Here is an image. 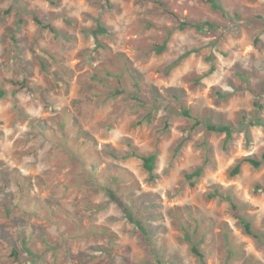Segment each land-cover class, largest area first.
<instances>
[{
    "label": "rangeland",
    "instance_id": "1",
    "mask_svg": "<svg viewBox=\"0 0 264 264\" xmlns=\"http://www.w3.org/2000/svg\"><path fill=\"white\" fill-rule=\"evenodd\" d=\"M211 1L0 0V264H264V0Z\"/></svg>",
    "mask_w": 264,
    "mask_h": 264
},
{
    "label": "trees",
    "instance_id": "2",
    "mask_svg": "<svg viewBox=\"0 0 264 264\" xmlns=\"http://www.w3.org/2000/svg\"><path fill=\"white\" fill-rule=\"evenodd\" d=\"M215 6V1H211ZM164 7V5H163ZM217 8H219L218 6H216ZM164 14L167 15L168 17L172 18L175 22L179 23L181 27H187V26H191L196 28L197 30H204L206 28H214L215 24H212L210 22H204V23H196V22H192V23H188L185 22L183 20L180 19V16L178 13L173 12L167 8H164L163 10ZM102 32H105L104 28H101ZM259 45V41L258 39L256 40V46ZM164 47H160L159 52L163 51ZM182 114L190 119L193 120V125L191 127L192 131H194L195 129H197L199 126H201L202 124L205 125V127L212 132H219V133H224L226 135V139L227 141L230 140L232 138V128L229 125H215L212 124L211 122H207V121H203L202 119H200L198 116L193 115L188 109H183L182 110ZM97 158H99L98 156H96ZM141 158V160L143 161V165L144 168L150 173L151 176H153V172L155 169V161H156V157L155 155H149V156H138ZM264 161V152L261 155V159H254L251 157H245L242 158L241 160H239L237 162V164L235 165V167L232 169V176H236L238 174H240L241 172V168L243 163H250L252 164L255 168H259L262 165V162ZM202 175V169H197L196 171H194L193 173H186L185 178L189 181H191L194 178H198ZM191 185H195L194 182H191ZM108 190V196H110V198L116 202L118 204V206L120 207V209L123 211V213L125 214V217L132 223H135L138 227H143L141 222L138 220V218L136 217V214L131 210L128 209L125 204H124V200L117 194L116 190H114L113 188H106ZM230 201L231 204V213L234 217H237L241 220V223L244 226L245 232L253 237H257L254 229H253V225L251 223L250 220H248L246 217L241 216L240 212H239V208L237 206V204L235 203V201L231 198L228 199ZM49 212H52L53 210L49 207L48 208ZM64 214L67 215L68 218L73 219L74 220V216L70 213V212H66L64 211ZM95 229V228H94ZM96 230H93V232H95ZM193 253L199 257V259L204 262L205 261V257L204 255L200 252V250L197 248L196 245L193 246ZM16 252V251H15ZM17 254V253H16Z\"/></svg>",
    "mask_w": 264,
    "mask_h": 264
}]
</instances>
